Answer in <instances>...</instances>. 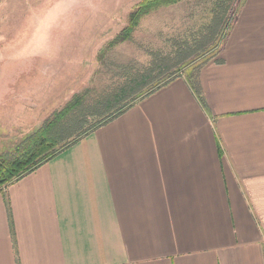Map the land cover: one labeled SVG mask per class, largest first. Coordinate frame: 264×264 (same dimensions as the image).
Listing matches in <instances>:
<instances>
[{
  "label": "crops",
  "instance_id": "obj_1",
  "mask_svg": "<svg viewBox=\"0 0 264 264\" xmlns=\"http://www.w3.org/2000/svg\"><path fill=\"white\" fill-rule=\"evenodd\" d=\"M199 84L204 106L179 77L4 188L0 264H264V0Z\"/></svg>",
  "mask_w": 264,
  "mask_h": 264
},
{
  "label": "rangeland",
  "instance_id": "obj_2",
  "mask_svg": "<svg viewBox=\"0 0 264 264\" xmlns=\"http://www.w3.org/2000/svg\"><path fill=\"white\" fill-rule=\"evenodd\" d=\"M144 1L0 0V155L74 96L98 97L149 66L153 54L183 45L197 55L214 19L229 22L245 2H161L130 26Z\"/></svg>",
  "mask_w": 264,
  "mask_h": 264
},
{
  "label": "trees",
  "instance_id": "obj_3",
  "mask_svg": "<svg viewBox=\"0 0 264 264\" xmlns=\"http://www.w3.org/2000/svg\"><path fill=\"white\" fill-rule=\"evenodd\" d=\"M171 1H144L130 14V26L159 3L168 4ZM237 16L229 22L223 20L224 15L214 19L208 29L209 37L203 39V45H199L195 53L197 55L187 52L183 45V49L170 55L156 53L152 55L149 66L98 97L89 100L84 94L74 96L62 110L55 112L41 128L26 136L10 153L0 155V192L179 77H186L204 106L199 71L223 48ZM124 31L129 35L132 28ZM220 45L223 46L218 49ZM190 69H193L192 74L186 75Z\"/></svg>",
  "mask_w": 264,
  "mask_h": 264
}]
</instances>
